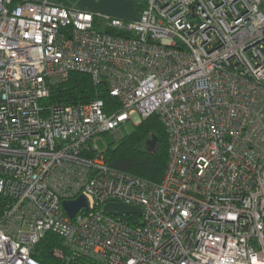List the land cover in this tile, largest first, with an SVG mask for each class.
<instances>
[{
    "label": "built area",
    "instance_id": "1",
    "mask_svg": "<svg viewBox=\"0 0 264 264\" xmlns=\"http://www.w3.org/2000/svg\"><path fill=\"white\" fill-rule=\"evenodd\" d=\"M138 5L123 21L0 0V264H42L47 233L103 264H264V0ZM73 72L112 103L52 101ZM153 113L168 134L161 182L95 143ZM80 195L89 207L69 217L62 202Z\"/></svg>",
    "mask_w": 264,
    "mask_h": 264
},
{
    "label": "trees",
    "instance_id": "2",
    "mask_svg": "<svg viewBox=\"0 0 264 264\" xmlns=\"http://www.w3.org/2000/svg\"><path fill=\"white\" fill-rule=\"evenodd\" d=\"M96 97L112 103V97L105 87H98L89 74L81 72L71 73L65 82L52 89L50 96L52 101L65 104L87 102ZM153 138L156 143L149 149L148 142ZM105 153L110 165L117 170L161 182L168 164L167 130L159 115L153 113L136 125L131 134L116 144L109 145ZM3 202L0 198V205ZM56 250H61L62 253L57 254ZM33 256L42 264H103L90 256L72 253L65 243L52 233H47L40 240Z\"/></svg>",
    "mask_w": 264,
    "mask_h": 264
},
{
    "label": "crops",
    "instance_id": "3",
    "mask_svg": "<svg viewBox=\"0 0 264 264\" xmlns=\"http://www.w3.org/2000/svg\"><path fill=\"white\" fill-rule=\"evenodd\" d=\"M67 8L101 13L126 21L136 18L139 5L133 0H49Z\"/></svg>",
    "mask_w": 264,
    "mask_h": 264
},
{
    "label": "water",
    "instance_id": "4",
    "mask_svg": "<svg viewBox=\"0 0 264 264\" xmlns=\"http://www.w3.org/2000/svg\"><path fill=\"white\" fill-rule=\"evenodd\" d=\"M156 143V139L153 138L148 142V148L152 149ZM64 209L66 210L69 217H74L76 213L82 208L89 207V201L84 195H80L75 200H64L62 202ZM104 209L114 215H128V214H142V210L135 206L127 205L123 202L111 201L104 205Z\"/></svg>",
    "mask_w": 264,
    "mask_h": 264
},
{
    "label": "rangeland",
    "instance_id": "5",
    "mask_svg": "<svg viewBox=\"0 0 264 264\" xmlns=\"http://www.w3.org/2000/svg\"><path fill=\"white\" fill-rule=\"evenodd\" d=\"M133 1H135L137 3H138V1L141 2V0H133ZM123 21H126V20H123ZM135 126L136 125H134L131 121H127V122L121 124L119 129H117L115 131L105 132V133L97 136V138L95 139V143H96L97 148L100 151H105L109 145L116 144L119 140H121L125 136H128L129 134H131L135 130ZM57 249H59V248H57ZM56 252H57V250H56Z\"/></svg>",
    "mask_w": 264,
    "mask_h": 264
}]
</instances>
